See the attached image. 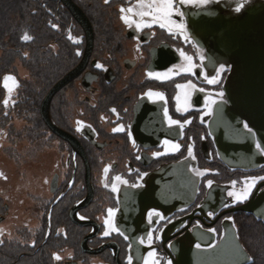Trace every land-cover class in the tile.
<instances>
[{
	"label": "flooded vegetation",
	"instance_id": "1",
	"mask_svg": "<svg viewBox=\"0 0 264 264\" xmlns=\"http://www.w3.org/2000/svg\"><path fill=\"white\" fill-rule=\"evenodd\" d=\"M27 1L39 7L38 11L49 6L47 11L55 12L56 20L63 23L62 33L50 36V41L46 40L45 43L53 56L51 66L59 60L61 44L63 55L72 53V61L65 63L62 73L53 74L46 90L36 93L35 100H31L32 114L29 117L15 114L17 110L15 117L7 114V111L0 112V123L5 122L7 116L11 121L18 118L27 120L24 128L13 130L15 133L4 129L0 144L5 140H18L23 150L15 152L17 161L20 166L32 167L34 178L25 187L27 203H24L26 197H23L12 206L8 200L13 194L12 186L7 182L10 174L0 164L2 259L10 260V264H19L21 260L25 264H35L33 262L39 258L42 264H128L127 257L132 256V264H143L142 258L154 248L161 264H166V260L174 257L170 246H195L197 243L192 240L200 233L213 234L212 243L217 244L223 237V225L227 221H232L237 229V220L241 215L252 216L242 212L231 213V208L242 203L233 204L227 193L233 190V180L238 182L235 190H239L244 177L264 175V165L245 171L230 169L221 163L208 131L212 111L204 114L208 112L204 98L220 91L223 87L220 84L222 81L224 83L228 70L221 73L219 84L209 85L204 81L201 71L211 76L215 75V68L206 59L201 61V56L205 58L204 50L194 45L188 27L189 18L195 20L198 11L213 7L214 3L226 1L244 4L247 0H210L206 5H182L183 17L174 15L172 19L176 22L183 20L188 40L181 32L175 29L169 32L168 28L162 29L158 24L140 32L136 31L134 25H126L120 19L119 9L121 6H134L136 0H108V3L105 0H71L91 25L92 47L84 68L53 95L48 114L52 127L43 118L42 102L59 81L81 67L88 46L87 33L61 0ZM75 40L79 43H75ZM181 50L193 57L194 64L203 67L195 69L193 73L173 76L167 81L147 75L150 71L163 72L174 64H184ZM77 51L80 55L76 54ZM43 53L44 49L36 51L35 48L31 73L36 83L43 72L42 61L38 59L41 55L45 60L46 54ZM96 63L102 64L103 69H97ZM188 81L196 88H176L177 84ZM200 88L205 91L200 92ZM150 89L162 92L165 99H149L144 93ZM185 91L190 93L186 103ZM178 94L182 109L179 112ZM39 96L41 100L38 101ZM21 99L22 96L17 93L16 101ZM215 99L218 100L217 97ZM165 106L173 119L190 121L184 126L182 135L178 126L169 127L164 117ZM186 106L187 111H183ZM77 121L84 125L80 131L76 130ZM87 125H91V128ZM120 125L124 126L125 131H112ZM55 130L72 136L74 142L64 139ZM129 131L132 132V139L128 137ZM164 140H171L181 147L178 151L153 156V152H165ZM189 144L192 145L195 159L188 157ZM186 157L189 164L192 161L195 163L190 168L209 170L203 176H197L200 177L197 195L193 201L186 202L187 207L176 205L181 203H177L178 193L183 190L180 182L173 184V192L166 191L164 186L160 201L164 209L149 208L148 203L143 204L139 197L130 192L140 188H133L132 184L139 183L141 187H146L151 174L167 165H177ZM105 167L109 168L107 174L104 173ZM141 173L147 175L141 178ZM117 175L127 180L128 185L120 184L119 191L113 192L111 185L113 177ZM208 180L213 181L211 188L207 186ZM262 184L264 182L257 185L252 195ZM213 187L217 189L213 190ZM16 189L22 192L23 184L19 183ZM212 191L213 198L208 200ZM224 204L229 207L225 208ZM108 208L117 209L115 223L124 235L114 231L108 236L103 235ZM153 209L166 219L158 224H149L148 212ZM209 212L214 215L209 216ZM157 219L159 217H153L154 221ZM169 220L171 223H168ZM209 228L216 231L208 232ZM149 230L153 231V243L140 244L138 238ZM157 235L160 237L158 240L155 239ZM187 238L191 240L190 243ZM53 253L61 259H53ZM19 257L21 260L18 262Z\"/></svg>",
	"mask_w": 264,
	"mask_h": 264
},
{
	"label": "water",
	"instance_id": "2",
	"mask_svg": "<svg viewBox=\"0 0 264 264\" xmlns=\"http://www.w3.org/2000/svg\"><path fill=\"white\" fill-rule=\"evenodd\" d=\"M61 1L86 31L88 46L81 67L59 81L42 102L43 118L51 127L48 114L53 95L84 68L92 47V30L87 18L71 0ZM214 4L198 11L195 20L189 18L188 25L194 41L205 50L207 62L213 68L225 64L228 69L223 83L224 97L213 105L207 126L219 158L232 169L250 171L264 165V155L255 150L257 140L264 142V0H247L239 13L234 11L237 4L226 1ZM244 122L256 133L255 139L246 134ZM55 131L74 142L72 136ZM187 162L165 166L151 174L146 187L130 192L140 194V200L148 203L149 208L164 209L160 204L164 186L166 191L173 192V184L180 182L183 190L178 193L177 203H181L176 205H188L186 202L193 201L197 194L195 185L199 184V177L189 170ZM230 212L247 213L264 223V191L258 188L248 201L231 208ZM223 229L221 240L210 248L213 239L202 241L199 237L192 240L199 242V249L192 245L170 246L174 255L182 251L179 259L172 257V264H250L252 260L243 259L251 256L232 221H227Z\"/></svg>",
	"mask_w": 264,
	"mask_h": 264
},
{
	"label": "snow or ice",
	"instance_id": "3",
	"mask_svg": "<svg viewBox=\"0 0 264 264\" xmlns=\"http://www.w3.org/2000/svg\"><path fill=\"white\" fill-rule=\"evenodd\" d=\"M210 2V0H136V4L134 6H129L125 8L124 6H121L119 11L121 12L120 19L129 27H132L133 25L135 26V29L137 32H140L144 28H151L153 25L158 24L160 28H168L169 32H172L173 29L181 32L184 34V39L188 40L189 37L187 35V30L185 27V24L183 23V20L180 22H176L175 20L172 19L174 15L183 17L184 13L181 11V6L186 5V4H198V5H206ZM105 3H108V0H105ZM244 7V4L242 2H238L234 11L239 13L241 9ZM147 18V19H146ZM55 27V25H53ZM71 38V37H70ZM136 38V37H134ZM22 40H30L32 39L31 36H29L27 33H25L22 37ZM75 43H79L78 40L74 41ZM77 55H80V52L77 51ZM180 56L183 58L185 61L184 64L180 65H172L171 67H168L166 71L163 72H148L147 75L149 77H154L157 80L160 81H167L170 80L173 76H178L182 73H193L195 69L197 68H202V65H197L193 63V57L187 55L184 51H180ZM201 61H203L205 58L203 56L200 57ZM95 67L97 69H103V65L100 63H96ZM230 67V66H228ZM226 70L225 64H220L218 67L215 68V75H207L203 71H201L200 75L203 76L204 81L209 84V85H216L220 83L221 80V73ZM4 81V87L11 92V87H9V82L11 81L13 85H15L16 78L12 75H5L3 77ZM177 89H195L196 85L193 84L191 81H188L185 84H177L176 85ZM200 92H204L205 90L203 88L199 89ZM145 96H147L151 100H164V94L162 92H156L152 91L151 89L148 90L146 93H144ZM215 96H219L221 99L224 97V92L220 91L218 93H215ZM185 97V103L187 102L188 98L190 97V93L185 91L184 93ZM180 94L177 95L176 100L178 101L177 104V111H181V106H180ZM205 108L208 109V112L204 113L205 115L210 114L212 111V105L216 104L217 101L213 97L212 94H209L205 96ZM5 105L8 104V99L5 98L3 101ZM190 106V105H188ZM183 108V111H187V107ZM113 112H115V109H112ZM164 117L167 120V123L169 127L173 126H178L180 129V134H183V128L186 124L190 123L189 120H185L183 122L173 119L171 116L168 114V108L165 106L164 107ZM83 122L77 121V131H80L81 127H83ZM87 127L91 128V125H87ZM243 128L246 131L247 135H250L253 139L256 137V133L253 131L251 127H249V124L247 122L243 123ZM113 132H123L125 131V128L123 125H120L114 129H112ZM239 130H237L238 132ZM128 137L129 139H132V132H128ZM203 139V137H201ZM135 144V141H133ZM162 143L165 145V152H153V156H161L166 154L169 151H178L181 147L180 144L178 143H173L171 140H164ZM255 150L258 152L260 155H264V142H261L257 140L255 142ZM188 157H191L192 159H195V156L193 155V148L192 145H188ZM139 159V157H137ZM187 160V157L185 158ZM195 176H203L206 171H209L207 169L205 170H200V169H189ZM109 171L108 167L104 168V173L107 174ZM147 175V173H141V178L143 176ZM260 182H264V175L260 176H246L242 180V187L239 190H235V186L237 185V181L233 180L231 181V184L233 185V190L228 191L227 195L228 197L232 198V203H244L245 201H248L250 196L253 193V190L257 188V185ZM128 185V181L124 180L121 176L117 175L113 177V183L111 185L112 191L117 192L119 191V185ZM213 185L212 180L207 181V186L211 188ZM106 187L108 186L107 184L105 185ZM139 183L137 184H132L131 187L137 188L141 187ZM264 191V190H262ZM224 207L227 208L229 207L228 204H224ZM107 216L104 219V225H105V231L103 232L104 236H108L110 232H118L120 235H124L123 232L120 231V228L116 225L115 223V214L117 209L113 208H108L107 210ZM183 211V209H181ZM209 216L214 215L213 212L208 213ZM153 217H159L157 220H153ZM81 219H84L83 216L80 217ZM166 219L163 215H161L160 212L156 211L155 209L150 210L148 212V222L149 224L152 223H159L160 220ZM225 219L231 220L232 217H225ZM168 223H171V220L168 221ZM199 224V222H197ZM183 227V225H181ZM208 232H215L216 230L213 228H209L207 230ZM125 239H128L127 236H125ZM154 235L153 231L149 230L146 232V235L141 236L138 238V242L140 244H148L151 245L153 243ZM155 239H160V237L157 235L155 236ZM131 247V245H129ZM197 249L201 247L199 243L195 245ZM209 247H212V245H209ZM53 259L55 260H60L61 257L53 253ZM143 264H161V259L158 258V254L156 250L153 248L151 251L147 252V255L144 256L143 258ZM243 259L246 260H252V257H243ZM128 264H132L133 257L128 256L127 257ZM166 264H172L171 260H166Z\"/></svg>",
	"mask_w": 264,
	"mask_h": 264
},
{
	"label": "rangeland",
	"instance_id": "4",
	"mask_svg": "<svg viewBox=\"0 0 264 264\" xmlns=\"http://www.w3.org/2000/svg\"><path fill=\"white\" fill-rule=\"evenodd\" d=\"M47 7L42 8V11H38L39 7L27 0H0V21L2 22L0 23V29H4V31L1 30L0 32V38L3 37L5 43L7 42L12 46L9 49L13 50L12 48L16 47L14 52H12V55L9 54V51L0 49V112L7 111V114H12L14 117L15 114H26L29 117V114H32L31 100H35L34 97H37L36 93L38 91L46 90L50 80L54 77L53 74L56 76V74L62 73L65 63L72 61V53L63 55L64 49L62 48L63 44H61V50L59 52L61 55L58 57L59 60L55 62L56 64L51 66L53 62V56L52 53H50L46 48L47 45L45 44V40L50 41V36L59 35L63 30L61 23L58 22L54 17L56 13L48 12ZM53 25H55V27H53ZM25 33L31 36L32 39L27 41L22 40L21 37ZM22 44L28 45L26 51H22L24 47ZM31 45L32 47L33 45H41L40 47H36V51L37 49H41L42 51L44 49L46 54V57H44L45 60L42 59L41 55L38 57V59H41L42 61L43 72L40 73L37 83L35 78L32 77L31 71L33 69L31 70L27 65L31 63L30 59L32 56V50H29ZM18 55L20 58H18ZM46 60L48 61L47 63L45 62ZM33 65L34 61L32 62V66ZM5 75H12L16 78L15 85H13L11 81L9 82V87L12 89L11 92H9L4 87L3 77ZM221 85H223V81L221 82L220 87ZM220 91H217L216 93ZM17 93L22 96V99L19 101H16ZM212 95L215 98L217 97V99L220 98L219 96H215V94ZM4 97L8 99L7 105L3 103L4 100L2 99ZM39 100H41V96H39L38 101ZM16 110L17 113L14 114ZM7 117L4 119L5 122L0 123V138L3 136V134H5L3 132L4 129H6L5 131L8 129L10 132H14L13 130L15 129L18 130V128H24L27 123V120L25 119L13 118L14 120L11 121L9 119L10 116L8 119ZM22 150L23 149L20 148V144H18V140H5L0 144V164L5 170H8V174H10L8 176L7 182L12 186L13 194L11 197L9 196L8 200L10 204L12 203V206L17 200L26 197L27 194L25 193V187L26 185L30 184L29 182L33 178V168L25 165L20 166V163L17 161L15 152ZM11 171H13V173H11ZM13 176H15L16 180L13 179ZM19 183L23 184L22 192L16 189ZM27 199L28 198L26 197L24 203H27ZM16 211H18V209H16ZM237 226L238 225H236V227ZM20 260L21 258L19 257L18 262ZM29 262L32 263V261ZM25 263V261L21 260L19 264ZM33 263L41 264L40 258L37 262ZM0 264H10V260L8 261L7 259H2L0 257Z\"/></svg>",
	"mask_w": 264,
	"mask_h": 264
},
{
	"label": "trees",
	"instance_id": "5",
	"mask_svg": "<svg viewBox=\"0 0 264 264\" xmlns=\"http://www.w3.org/2000/svg\"><path fill=\"white\" fill-rule=\"evenodd\" d=\"M0 23L2 22L0 21ZM62 25L63 23H61V26ZM1 30L4 31V29H0V32ZM42 39H43V36H42ZM23 46L24 47L22 51H26V48L28 45L26 44ZM40 46L41 45H39V47ZM10 47L12 46L8 44L7 42L5 43V40L3 39V37L0 38V49H5L6 51H9L10 55H12V52H14V49H16V47H13L12 48L13 50L9 49ZM35 48H36V45H33V47L31 45L29 49L30 51L32 50L31 51L32 56L30 59L31 63L27 64L30 69H33L32 62L34 61L33 56L35 53ZM18 58H20V56ZM237 224H238L237 227H238V234H239L240 240L242 244L244 245V247L246 248V250L248 251V253L253 258L250 264H264V223L254 219L252 216L241 215L237 220Z\"/></svg>",
	"mask_w": 264,
	"mask_h": 264
},
{
	"label": "bare ground",
	"instance_id": "6",
	"mask_svg": "<svg viewBox=\"0 0 264 264\" xmlns=\"http://www.w3.org/2000/svg\"><path fill=\"white\" fill-rule=\"evenodd\" d=\"M193 42H194V45L197 47L198 45H197V43L194 41V39L192 40ZM198 48H201V47H199L198 46ZM202 49V48H201ZM202 50H204V49H202ZM200 56V55H199ZM204 56H205V50H204ZM205 59H206V56H205ZM207 61V60H206ZM208 63V62H207ZM226 70H228V69H226ZM227 75V74H226ZM221 91H223V87H221ZM203 97L205 96V95H202ZM201 97V96H200ZM200 99V101H201V98H199ZM201 109V108H200ZM208 127V126H207ZM209 131V130H208ZM210 134V133H209ZM213 137V136H212ZM214 143V142H213ZM215 145V144H214ZM215 148H216V146H215ZM220 161H221V163L222 164H224L225 166H227L228 168H230L229 166L230 165H228V164H226V163H224L221 159H220ZM195 163H193V161H192V163H190L189 164V162H187V166H189V168H190V166H192V165H194ZM230 169H232V168H230ZM182 170H184V167H182ZM13 179L14 180H16V178H15V176H13ZM166 179H170L169 177H167ZM198 183H200V177H199V181H198ZM199 185V184H198ZM198 185H195V186H197V188H198ZM263 186V184L262 185H260L259 186V191H262L264 188H261ZM217 188L215 187V189H214V187H213V190H216ZM135 196H137V197H139L140 198V194H134ZM197 195V194H196ZM196 195H195V197H196ZM210 196L208 197V200H211L212 198H213V193H211V194H209ZM194 197V198H195ZM215 197V196H214ZM239 205H241V204H239ZM238 205V206H239ZM184 207H187V205L186 206H184ZM236 207V206H235ZM253 218L254 219H256L254 216H253ZM257 220V219H256ZM259 221V220H258ZM260 222H262V221H260ZM236 231H237V234H238V228L236 229ZM199 238H201V239H207V240H209V241H211V239H213V242H214V235L213 234H210V233H200L199 234V236H198ZM238 237H239V234H238ZM239 239H240V237H239ZM196 240H198V238L196 239ZM241 241V240H240ZM196 243H199L198 241L196 242ZM242 243V242H241ZM216 244V243H215ZM215 244H213V243H211L210 245H212V246H214ZM184 245H182V247H183ZM244 246V245H243ZM210 248V247H209ZM246 249V248H245ZM181 250H178L177 252H176V255H174V257H176V259H179V257L181 256ZM251 256V255H250ZM252 262V261H251Z\"/></svg>",
	"mask_w": 264,
	"mask_h": 264
}]
</instances>
